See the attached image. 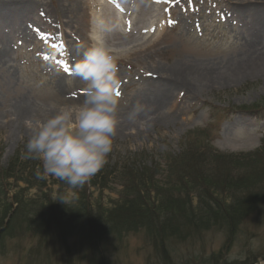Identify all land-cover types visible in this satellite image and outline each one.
I'll use <instances>...</instances> for the list:
<instances>
[{
	"label": "rangeland",
	"instance_id": "1",
	"mask_svg": "<svg viewBox=\"0 0 264 264\" xmlns=\"http://www.w3.org/2000/svg\"><path fill=\"white\" fill-rule=\"evenodd\" d=\"M43 1L48 5L50 3V0ZM234 1L252 0L185 1L186 15L177 10L181 22L176 29L175 24H171L158 52L129 55L119 60L121 86L118 90L121 93L122 114L133 105L138 91L150 88L141 72L150 70L151 66L168 70L177 62L187 60V63L210 64L216 69L221 64L233 67L246 58L258 57L241 50V46L246 44L242 27L223 11L228 2L232 4ZM194 7L197 9L193 10ZM188 23L191 24L189 30ZM24 25L29 29L22 33L19 29ZM47 30V24L31 18L22 17L19 21L0 18V38H4L0 40V171L14 166L18 151L22 162L29 164V173L37 172L38 167L42 170L40 161L23 158L31 131L27 120L19 128L14 123L13 115L17 114L20 102L36 109H57L58 112L63 106L73 104L70 101L72 97L85 96V84L75 73V65L79 61L68 54L70 52H64V42L74 40L55 30L57 37L54 36L52 46L49 38L45 37L51 35ZM64 31L69 34L68 28ZM78 51L76 55L81 60L84 52ZM168 76L167 72L160 81L157 76L147 82L158 87L159 83L166 84ZM174 101L178 106L170 123L148 128L147 131H143L141 125L136 130L117 132L107 163L101 169L105 179L98 180L96 188H88L87 195L95 210L100 206L110 210L119 205L125 183L121 178L128 169L145 178L153 173L157 182L168 184L174 179L172 173L169 175L167 172V156L177 157L176 163L180 167L187 156L203 153L204 146L210 154L201 164V169L206 177H212L216 164L211 159V149L217 150V154L238 155L254 152L262 146L264 73L245 74L226 84L205 89L196 100L180 97ZM125 166L127 169H124ZM261 172L251 174L254 180H259L258 188H264V172ZM246 173L243 166L238 167L232 178H246ZM17 174L13 177L16 178ZM13 177L0 182V219L10 209L8 204H12L16 196L22 198L27 206L36 204L46 207L59 202L61 195L69 197L67 206L76 205L74 191L61 189L55 184L53 176L46 180L39 178L37 185L34 183L31 187ZM189 195H193L191 202L196 208L198 199L192 191ZM153 196L154 193L151 194ZM229 197L227 193L218 195L221 203H228ZM32 219L22 216L21 224L11 225L6 239L0 244V264H102L100 256L108 264L161 262L154 242L143 231L114 237L102 248L96 249L95 254V248L80 237L65 241L57 235L50 237L52 230H49L50 233L44 229L35 231L36 227L24 223ZM4 222H8V217L4 218ZM227 238L225 229L211 228L188 237L186 241L173 240L170 244L173 263L208 264L210 257L222 251L225 252L224 259L232 264H264V218L254 215L246 219L229 247Z\"/></svg>",
	"mask_w": 264,
	"mask_h": 264
},
{
	"label": "trees",
	"instance_id": "2",
	"mask_svg": "<svg viewBox=\"0 0 264 264\" xmlns=\"http://www.w3.org/2000/svg\"><path fill=\"white\" fill-rule=\"evenodd\" d=\"M191 145L194 146L193 143ZM202 148L203 153L196 152L187 156L180 167L176 163L177 157L167 156V172L169 175L172 173L174 179V182L168 184L157 182L153 173L145 178L128 169L127 174L121 178L125 181L121 202L110 210L101 206L95 210L87 195L89 187L96 188L98 180L105 179L102 170L85 185L75 189H70L56 178L55 184L61 189L74 191L75 206H67L61 202L46 207L36 204L27 206L22 198L16 196L13 203L8 204L10 209L0 219V244L6 239L12 224H21L22 216H29L34 221L24 223L29 227H36L35 231L52 230L50 237L57 235L65 241L80 237L87 240L91 248H95V254L112 238H121L139 231L151 237L160 255V264H174L170 247L173 240L186 241L188 237L211 228L226 230L229 247L246 219L254 215L264 218V188H258L259 180H254L251 175L257 171L264 172V137L260 149L251 153L222 155L211 149V159L216 164L212 177H206L201 169V164L205 163L210 154L207 148ZM21 156L18 151L14 157V166L0 171V182H6L18 173L16 178L13 177L17 182H24L28 187L34 186V183L37 185L36 180L39 178L36 172L29 173V164L23 163ZM15 165L19 167L16 169ZM242 166L247 172L246 178H232L234 171ZM191 191L198 199L197 209L192 206L193 195H189ZM219 193H227L230 201L221 203ZM5 217H8V222H4ZM224 254L221 251L213 255L207 260L208 264H232L224 259ZM100 257L102 264H108Z\"/></svg>",
	"mask_w": 264,
	"mask_h": 264
},
{
	"label": "bare ground",
	"instance_id": "3",
	"mask_svg": "<svg viewBox=\"0 0 264 264\" xmlns=\"http://www.w3.org/2000/svg\"><path fill=\"white\" fill-rule=\"evenodd\" d=\"M110 1L50 0L48 5L43 0H0V18L19 21L20 18L25 17L47 24V31L51 32V35L47 34L45 37L49 38L52 46H54L52 40H55L54 36H56L55 30L59 34L63 32L65 36L74 40L64 42V52H70L68 54L78 61H80L76 55L78 50L85 52L97 43H104L110 46L119 64V60L129 55L158 52L171 24L174 23L176 29L181 22L177 10H181L186 15L184 2L187 0H161L159 3L157 0ZM228 4L229 2L225 6L227 10L223 9V11L240 23L246 40L241 50L245 54L258 57L246 58L248 60L243 58L245 60L242 63H237L233 67L221 64L215 69L210 64L187 63L189 61L186 60L177 62L168 70L151 66L150 70L141 72L143 80L150 88L138 91L132 104L139 101L151 106L152 111L143 124V131L170 123L178 106L174 100H179L180 97L196 100L205 89L226 84L245 74L264 73V0L234 1ZM116 9H124L123 15ZM67 28L70 35L64 31ZM189 28L191 24L188 25L187 30ZM27 29L29 27L24 25L19 30L25 33ZM0 40L4 38L1 37ZM167 72L170 76L165 78L166 84L159 83L157 87L148 83L157 76L160 81ZM83 99L84 96H78L72 97L70 101L78 104ZM17 110V114L13 116L18 128L26 120L30 121L35 117L47 119L57 113V109L50 111L36 109L26 102H20ZM127 111L122 115H126ZM140 127V123L133 124L124 120L118 131L136 130Z\"/></svg>",
	"mask_w": 264,
	"mask_h": 264
},
{
	"label": "clouds",
	"instance_id": "4",
	"mask_svg": "<svg viewBox=\"0 0 264 264\" xmlns=\"http://www.w3.org/2000/svg\"><path fill=\"white\" fill-rule=\"evenodd\" d=\"M75 73L85 84L84 99L63 106L47 119L30 120L31 136L23 157L41 162L38 178L53 176L70 189L82 187L104 167L122 121L143 126L152 111L151 106L137 101L122 115L120 95L116 94L121 86L118 58L104 43L83 53ZM58 201L70 203L65 195Z\"/></svg>",
	"mask_w": 264,
	"mask_h": 264
},
{
	"label": "snow or ice",
	"instance_id": "5",
	"mask_svg": "<svg viewBox=\"0 0 264 264\" xmlns=\"http://www.w3.org/2000/svg\"><path fill=\"white\" fill-rule=\"evenodd\" d=\"M157 2L159 3V2H161V0H157ZM117 95H120L121 93H120V91L117 89V93H116Z\"/></svg>",
	"mask_w": 264,
	"mask_h": 264
}]
</instances>
